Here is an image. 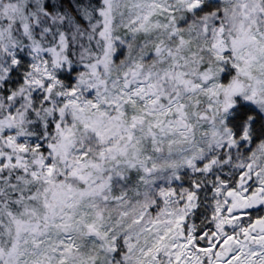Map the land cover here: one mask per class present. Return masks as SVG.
<instances>
[{
	"label": "snow or ice",
	"instance_id": "1",
	"mask_svg": "<svg viewBox=\"0 0 264 264\" xmlns=\"http://www.w3.org/2000/svg\"><path fill=\"white\" fill-rule=\"evenodd\" d=\"M0 264H264V0H0Z\"/></svg>",
	"mask_w": 264,
	"mask_h": 264
}]
</instances>
